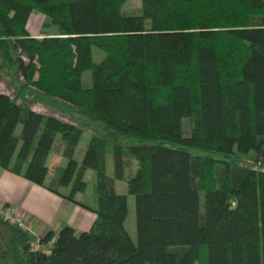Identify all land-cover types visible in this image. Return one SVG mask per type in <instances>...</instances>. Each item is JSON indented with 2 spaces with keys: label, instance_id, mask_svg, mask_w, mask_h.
Returning a JSON list of instances; mask_svg holds the SVG:
<instances>
[{
  "label": "trees",
  "instance_id": "obj_1",
  "mask_svg": "<svg viewBox=\"0 0 264 264\" xmlns=\"http://www.w3.org/2000/svg\"><path fill=\"white\" fill-rule=\"evenodd\" d=\"M126 1L0 0V77L15 93L0 91V167L84 207L75 197L91 170L96 195L91 228L46 232L39 241L53 240L48 254L0 218L10 227L0 262L264 264V167L246 158L264 151V0H140L135 14L123 11ZM34 12L57 33L31 36ZM93 48L105 53L99 62ZM34 103L153 144L92 136L78 160L82 128ZM58 139L65 165L48 182ZM128 195L135 239L125 227Z\"/></svg>",
  "mask_w": 264,
  "mask_h": 264
},
{
  "label": "crops",
  "instance_id": "obj_2",
  "mask_svg": "<svg viewBox=\"0 0 264 264\" xmlns=\"http://www.w3.org/2000/svg\"><path fill=\"white\" fill-rule=\"evenodd\" d=\"M30 17L28 18L26 27L31 36L41 38L52 35L46 34L49 33L52 28L51 21L48 17H45L44 15H37L34 17L32 25L29 22ZM37 25L39 26L37 27ZM30 107L38 112L46 114L50 113L44 106L37 103L30 104ZM79 148L80 146L78 144L77 150ZM85 148L86 146L81 149L79 160L81 159ZM61 149L62 146L58 145V147L54 148V150L49 154L46 161L48 172L49 160L51 159L53 153H55V155L52 157V161L57 160L58 163L62 162L65 164V160L60 155ZM107 172L108 174L112 173V162L110 156L107 158ZM122 183L123 182L121 181H116V192L118 184ZM125 190H127V188ZM75 198L77 201L85 205V207L70 202L43 188L42 186L30 182L21 175H16L0 167V204L12 206L31 223L33 234L30 238L32 240L43 237L45 233L50 230L54 232L55 237L58 231L65 225L73 227L76 233L88 231L96 218V213L92 210L96 207V205L94 206L84 203L78 197V194Z\"/></svg>",
  "mask_w": 264,
  "mask_h": 264
},
{
  "label": "rangeland",
  "instance_id": "obj_3",
  "mask_svg": "<svg viewBox=\"0 0 264 264\" xmlns=\"http://www.w3.org/2000/svg\"><path fill=\"white\" fill-rule=\"evenodd\" d=\"M140 7H141L140 0H128L125 2L124 6H123V11L125 13L135 14V13H139ZM37 15L43 16L40 13H35V12L32 13V15L30 17V21H29L31 23V25L33 23L34 17ZM38 26L39 25H37V27ZM56 33H57V27L52 25L50 32L46 33V34H56ZM104 55H105V53L102 50H100L98 48L92 49V57H93L94 62H99L104 57ZM82 84L84 87L91 85L90 71H85L82 74ZM0 91L7 92L12 97L15 95L14 91L12 90V88L9 86V84L7 83L5 78H3V77H0ZM18 102H20V101L18 100ZM76 111L77 110L73 108L70 113L76 114L77 113ZM55 112L56 111L51 110V113H48V114H55L63 120L73 122L75 125L79 126L83 130V134H82L81 140L79 142L80 148L76 152V158L78 160L80 158L81 149L84 146H86L87 142L89 141V139L92 136H96V137L105 139L112 144H114V143L115 144H121L125 147L135 146V145L148 146V145L153 144L152 142L145 141V140L144 141L143 140H132V139H128V138L119 136L118 134H116L112 131L105 130V128L101 122H92L88 118H86L85 116H82V115L77 116V114H76V116H74L72 118L73 119L72 120L69 117L61 116ZM20 130H21V124H17V126L14 130V133L17 135V134H19ZM182 130H183V134L185 136H187L188 130H189L187 119L182 120ZM60 143H61V141H60V139H58L55 143L56 147H58V145H60ZM190 152L194 155L211 156L215 159H226L227 158L224 155H222L216 151L209 150V149H190ZM54 155H55V153L52 154L51 159L49 160V172H48V176H47L48 182L50 181L52 175L55 173L57 168L61 167L62 165H65L62 162L58 163L57 160L52 161V157H54ZM246 158L251 160L254 165H256L258 163L257 165H261V167H264V151H262L259 154H255V153L251 152ZM136 167H137L136 161L132 160L130 171H134L136 169ZM85 181H86V188L83 192L78 193V197L84 203H86L88 205H94L95 206L96 205V195H95V190H94L95 189V185H94L95 184V176L91 170H88L86 172ZM126 188H127V186L125 183L118 184L117 192L127 193V190H125ZM68 190H69L68 187H59V191L62 193L67 194ZM127 205H128V216H127L126 221H125V227H126L127 231L129 232V234L131 235V237L133 239H135L136 238V231H135L134 196L133 195H128ZM9 233H10V227L8 225L0 224V244H2L4 246H8ZM0 264H11V263L9 260H6V261L0 262Z\"/></svg>",
  "mask_w": 264,
  "mask_h": 264
},
{
  "label": "built area",
  "instance_id": "obj_4",
  "mask_svg": "<svg viewBox=\"0 0 264 264\" xmlns=\"http://www.w3.org/2000/svg\"><path fill=\"white\" fill-rule=\"evenodd\" d=\"M261 166V165H259ZM0 218L8 221L11 225L26 233L29 237L32 236L31 223L27 221L20 213H18L12 206L0 204ZM40 238L35 240L31 239V248L34 251H43L44 253H49V247L51 245V240L46 246L42 245L39 241Z\"/></svg>",
  "mask_w": 264,
  "mask_h": 264
}]
</instances>
